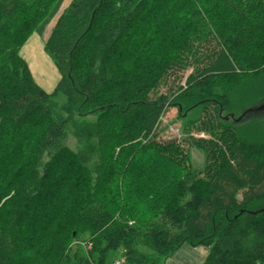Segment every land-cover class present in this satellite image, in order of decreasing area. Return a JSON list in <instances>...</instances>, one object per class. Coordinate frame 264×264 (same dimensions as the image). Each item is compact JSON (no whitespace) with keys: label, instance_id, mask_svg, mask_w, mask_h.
I'll use <instances>...</instances> for the list:
<instances>
[{"label":"trees","instance_id":"16d2710c","mask_svg":"<svg viewBox=\"0 0 264 264\" xmlns=\"http://www.w3.org/2000/svg\"><path fill=\"white\" fill-rule=\"evenodd\" d=\"M57 2L0 0V264H163L183 244L208 248L200 264H264V115H242L264 99V0H70L46 91L21 49ZM176 104L212 105L201 127L226 144L193 143L203 169L172 179L161 151L179 145L155 138Z\"/></svg>","mask_w":264,"mask_h":264},{"label":"rangeland","instance_id":"374dc122","mask_svg":"<svg viewBox=\"0 0 264 264\" xmlns=\"http://www.w3.org/2000/svg\"><path fill=\"white\" fill-rule=\"evenodd\" d=\"M68 2L69 0H59V2H57L56 5L51 9L48 16L44 19V21L39 25V28L36 30L35 38L31 42L33 48L31 50H28L30 44L27 43V40L33 34L32 33L24 43L25 45L27 43V46L21 49V53L23 57L27 60L29 64V68L34 80L47 91H51L53 89L55 85V81L58 77V72L52 57H50L48 52L44 49L45 35H43V32L45 29L49 31V26L53 24L58 14L62 10H64V8H66L65 6L68 4ZM184 68H185L184 74L181 76V79L179 81V83L181 84L184 83L185 77L191 71H193L191 63H189V65L185 66ZM171 69H179V67L173 65ZM181 71L182 70H180V72ZM168 80L171 81V79H167V81ZM247 83L249 82L247 81ZM161 88L164 89L165 85L161 84ZM237 91L238 90L235 89L234 93L239 94L242 97L244 96V99L240 101L241 104L240 103L238 104L239 106L248 104L247 102L249 98L252 99V102L259 100L258 98L260 94L257 92L251 91L249 97H245L244 95L245 93L244 94L243 92L240 93L241 90H239L238 92ZM64 101L65 99L63 96H58L57 105L60 106L61 104L64 103ZM263 103H264V99L257 102V105L255 107L260 106ZM179 106L181 105L176 104L166 109L165 113L160 118V122L158 125V136L155 138L156 141L158 139L164 141L171 140L174 144L179 145L178 146L179 148L172 147L168 150L161 151L164 154L163 158L164 159L168 158L169 162L173 163V165L171 166V170L169 172V175L172 179H173L172 173L176 171V169L174 168V165L176 164L179 165L180 168L183 165L184 166L189 165L193 169H203L207 157L204 151L202 150V148L199 146L198 147L193 146V143L198 145L203 140H206L208 142L212 141L213 145L214 143H216V145L218 143L219 146H224L226 144L225 142L218 140L219 137L223 138L226 136V134L224 133L221 136H219V134H221L222 131H226L224 130L225 128H221V126L219 127V125L216 122L206 124V127H201V125L203 124L202 122L203 121L205 122L209 118V115L213 112L212 105L204 104V106L197 107L196 109L191 110L189 112H186L183 108L181 112H179ZM236 110H239L237 105H236ZM226 113H227L226 111H223L220 114V117H222V115L224 116ZM253 113H255V115L259 117L262 114L264 115L263 107ZM236 118L238 117L235 118L231 117L230 119L227 120V122L229 124L234 123V124H240L241 127H245V126L247 127L246 121L249 118L247 119L245 117V118H241V120H236ZM90 119H92V117ZM248 125H255V122L251 120V123H249ZM257 134L258 132L257 130H255L254 135L257 136ZM37 136H38V131H35L31 135V139L29 140L30 141L29 143L32 144ZM69 144L73 146L74 141L72 138L69 139ZM251 150L257 154L264 152L263 148H257L256 146L251 148ZM26 151L28 150H25L23 153H25ZM137 163L138 162H135V164ZM118 168L119 166L116 168L114 173L118 171ZM116 259L117 260L115 262H118V264H124L120 258H116Z\"/></svg>","mask_w":264,"mask_h":264},{"label":"crops","instance_id":"0c3cea01","mask_svg":"<svg viewBox=\"0 0 264 264\" xmlns=\"http://www.w3.org/2000/svg\"><path fill=\"white\" fill-rule=\"evenodd\" d=\"M69 2H70V0H69ZM69 2H68V4H69ZM54 22L52 25L49 26V31L47 29L44 30L43 35H45V39L47 38L51 28L53 27ZM38 28H39V26L36 28V30ZM36 30L33 32V34L27 40V43L30 44V47H28V50H31L33 48L32 47L33 45L31 44V42L35 38ZM27 43H26V45L24 44L22 48H25L27 46ZM57 79H58V77H57ZM57 79H56V81H57ZM56 81H55V83H56ZM207 253H208V248H206L204 246L193 247V246H190L188 244H183L179 248V250H177L171 257L166 259L164 264H200L205 259Z\"/></svg>","mask_w":264,"mask_h":264},{"label":"water","instance_id":"95a60500","mask_svg":"<svg viewBox=\"0 0 264 264\" xmlns=\"http://www.w3.org/2000/svg\"><path fill=\"white\" fill-rule=\"evenodd\" d=\"M262 107H264V103H263L262 105H260V106H257V107H251V108H249V109H246V111H245L243 114H245L246 112H255V111L261 109ZM243 114H242V115H243ZM229 117H233V115H232V114H230V115H226L224 119H228Z\"/></svg>","mask_w":264,"mask_h":264},{"label":"flooded vegetation","instance_id":"af4514ba","mask_svg":"<svg viewBox=\"0 0 264 264\" xmlns=\"http://www.w3.org/2000/svg\"><path fill=\"white\" fill-rule=\"evenodd\" d=\"M263 110H264V107H263ZM222 117L225 118V115L224 116L222 115ZM236 120H238V119L236 118Z\"/></svg>","mask_w":264,"mask_h":264},{"label":"built area","instance_id":"2783aa9c","mask_svg":"<svg viewBox=\"0 0 264 264\" xmlns=\"http://www.w3.org/2000/svg\"><path fill=\"white\" fill-rule=\"evenodd\" d=\"M116 264H118V262H116Z\"/></svg>","mask_w":264,"mask_h":264}]
</instances>
